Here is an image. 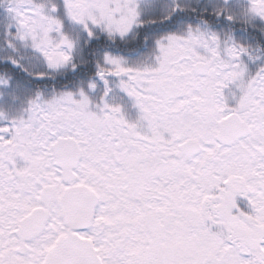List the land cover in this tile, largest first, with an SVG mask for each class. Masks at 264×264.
Returning a JSON list of instances; mask_svg holds the SVG:
<instances>
[{
  "label": "snow or ice",
  "instance_id": "snow-or-ice-1",
  "mask_svg": "<svg viewBox=\"0 0 264 264\" xmlns=\"http://www.w3.org/2000/svg\"><path fill=\"white\" fill-rule=\"evenodd\" d=\"M0 264H264V0H0Z\"/></svg>",
  "mask_w": 264,
  "mask_h": 264
}]
</instances>
